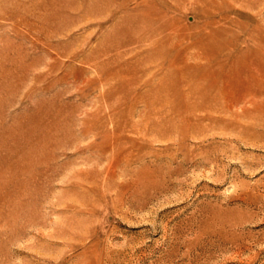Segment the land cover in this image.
Masks as SVG:
<instances>
[{"label":"rangeland","instance_id":"obj_1","mask_svg":"<svg viewBox=\"0 0 264 264\" xmlns=\"http://www.w3.org/2000/svg\"><path fill=\"white\" fill-rule=\"evenodd\" d=\"M0 264H264V0H0Z\"/></svg>","mask_w":264,"mask_h":264}]
</instances>
